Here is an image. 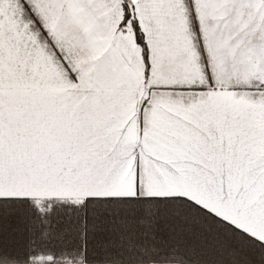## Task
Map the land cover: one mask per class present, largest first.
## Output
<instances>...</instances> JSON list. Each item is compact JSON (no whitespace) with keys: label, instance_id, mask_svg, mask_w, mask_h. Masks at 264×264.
<instances>
[{"label":"snow or ice","instance_id":"snow-or-ice-1","mask_svg":"<svg viewBox=\"0 0 264 264\" xmlns=\"http://www.w3.org/2000/svg\"><path fill=\"white\" fill-rule=\"evenodd\" d=\"M0 264H264V0H0Z\"/></svg>","mask_w":264,"mask_h":264}]
</instances>
